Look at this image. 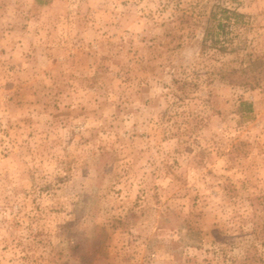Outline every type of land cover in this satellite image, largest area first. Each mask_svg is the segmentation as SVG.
I'll use <instances>...</instances> for the list:
<instances>
[{
    "label": "rangeland",
    "instance_id": "374dc122",
    "mask_svg": "<svg viewBox=\"0 0 264 264\" xmlns=\"http://www.w3.org/2000/svg\"><path fill=\"white\" fill-rule=\"evenodd\" d=\"M0 264H264V0H0Z\"/></svg>",
    "mask_w": 264,
    "mask_h": 264
},
{
    "label": "trees",
    "instance_id": "16d2710c",
    "mask_svg": "<svg viewBox=\"0 0 264 264\" xmlns=\"http://www.w3.org/2000/svg\"><path fill=\"white\" fill-rule=\"evenodd\" d=\"M236 15V14H235ZM220 30H222V25L220 26ZM248 104V103H247ZM248 106V108H250V105L248 104L247 105Z\"/></svg>",
    "mask_w": 264,
    "mask_h": 264
}]
</instances>
